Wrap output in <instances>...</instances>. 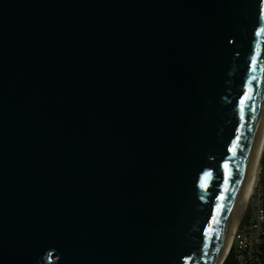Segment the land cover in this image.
Segmentation results:
<instances>
[{"label": "water", "instance_id": "1", "mask_svg": "<svg viewBox=\"0 0 264 264\" xmlns=\"http://www.w3.org/2000/svg\"><path fill=\"white\" fill-rule=\"evenodd\" d=\"M263 124L264 0H0V264H225Z\"/></svg>", "mask_w": 264, "mask_h": 264}, {"label": "built area", "instance_id": "2", "mask_svg": "<svg viewBox=\"0 0 264 264\" xmlns=\"http://www.w3.org/2000/svg\"><path fill=\"white\" fill-rule=\"evenodd\" d=\"M247 208V217L234 235L233 250L240 264H258L264 249V189L255 186Z\"/></svg>", "mask_w": 264, "mask_h": 264}, {"label": "bare ground", "instance_id": "3", "mask_svg": "<svg viewBox=\"0 0 264 264\" xmlns=\"http://www.w3.org/2000/svg\"><path fill=\"white\" fill-rule=\"evenodd\" d=\"M264 152V124H263V127H262V130H261V133H260V136H259V139H258V142H257V145H256V150H255V160H254V165H253V169H252V172H251V176H250V179H249V183H248V186H247V190H246V193H245V197H244V200H243V204H242V207H241V211H240V214H239V218L233 228V231L230 235V238H229V242H228V245L226 247L227 249V252L232 248V245H233V240H234V235L236 233V230L240 224V221H241V218L243 216V213L246 211L247 209V206L249 204V201H250V198L254 192V189H255V186H256V182H257V176L259 174V167H260V162H261V159H262V154Z\"/></svg>", "mask_w": 264, "mask_h": 264}, {"label": "rangeland", "instance_id": "4", "mask_svg": "<svg viewBox=\"0 0 264 264\" xmlns=\"http://www.w3.org/2000/svg\"><path fill=\"white\" fill-rule=\"evenodd\" d=\"M263 169H264V152L262 154V159H261V162H260V167H259V174H258V178H257V182H256V188L258 189H264L263 188V182H264V173H263ZM247 211H248V208L246 209V211L243 213V216L241 218V220L243 219L245 221L246 219V215H247ZM243 221V222H244ZM241 223V222H240ZM240 227V226H239ZM234 247V245H232V248Z\"/></svg>", "mask_w": 264, "mask_h": 264}, {"label": "trees", "instance_id": "5", "mask_svg": "<svg viewBox=\"0 0 264 264\" xmlns=\"http://www.w3.org/2000/svg\"><path fill=\"white\" fill-rule=\"evenodd\" d=\"M225 264H240L238 260V255L234 250H232L231 253L229 254ZM258 264H264V249L261 255L260 263Z\"/></svg>", "mask_w": 264, "mask_h": 264}, {"label": "snow or ice", "instance_id": "6", "mask_svg": "<svg viewBox=\"0 0 264 264\" xmlns=\"http://www.w3.org/2000/svg\"><path fill=\"white\" fill-rule=\"evenodd\" d=\"M227 167V166H226ZM237 182H239V181H237Z\"/></svg>", "mask_w": 264, "mask_h": 264}]
</instances>
